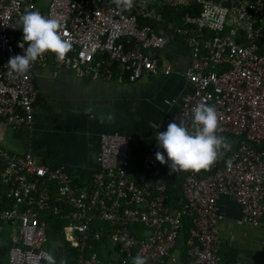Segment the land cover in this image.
<instances>
[{"label": "built area", "instance_id": "obj_1", "mask_svg": "<svg viewBox=\"0 0 264 264\" xmlns=\"http://www.w3.org/2000/svg\"><path fill=\"white\" fill-rule=\"evenodd\" d=\"M39 1L0 0V122L13 130L31 128L39 94L34 77L50 60L54 73L65 68L80 79L135 84L145 76L169 75L171 66L158 54L180 40L190 58L182 74L190 92L171 122L183 121L192 130L194 106H214L219 134L231 148L202 175L172 172L156 159L157 151H147L132 178L131 138L102 133L97 170L78 185L65 166L0 145V235L8 233L12 242L7 263H47L46 217L52 215L66 222L62 234L78 251L77 264H132L137 255L148 264H221L220 198L236 203L238 225L256 228L264 219V0H133L130 9L114 0ZM163 6L187 11L170 24L158 13ZM32 10L58 19L61 36L73 47L63 59L44 53L20 76L8 61L24 54L20 18ZM167 176H181L183 209L167 205ZM185 215L191 228L182 261L175 248ZM103 237L111 250L107 260L94 252ZM261 247L264 253V236Z\"/></svg>", "mask_w": 264, "mask_h": 264}, {"label": "crops", "instance_id": "obj_2", "mask_svg": "<svg viewBox=\"0 0 264 264\" xmlns=\"http://www.w3.org/2000/svg\"><path fill=\"white\" fill-rule=\"evenodd\" d=\"M158 56L171 66V73L145 76L135 84L80 79L65 68L54 73L50 60L34 77L39 94L33 125L13 130L0 122V145L14 153L29 151L35 160L52 167L63 165L74 182L83 185L97 170L100 134L117 133L131 138L129 163L134 178L145 152L163 151L155 134L167 129L178 104L190 92L182 77L190 62L184 44L177 40ZM166 100L176 104L166 105ZM198 173L202 175L201 170ZM218 206L223 217L218 225L220 263L264 264V219L256 228L238 225L240 212L232 198L222 196ZM175 252L186 260L184 247L176 246Z\"/></svg>", "mask_w": 264, "mask_h": 264}, {"label": "clouds", "instance_id": "obj_3", "mask_svg": "<svg viewBox=\"0 0 264 264\" xmlns=\"http://www.w3.org/2000/svg\"><path fill=\"white\" fill-rule=\"evenodd\" d=\"M114 2L124 9L133 5V0ZM20 24L24 43L19 46L24 49V54L10 57L8 66L12 73L26 74L31 64L46 52L63 59L73 47L70 39L61 36L60 30L64 26L58 19L32 10L21 16ZM192 116V130L180 121L179 124L169 123L165 131L155 134L158 148L163 150L156 152V159L161 164L168 163L172 172L208 169L231 148L228 139L219 134V118L214 106L199 103L194 106ZM44 258L47 264H56L52 254H46ZM132 264H148V258L137 255L132 258Z\"/></svg>", "mask_w": 264, "mask_h": 264}, {"label": "trees", "instance_id": "obj_4", "mask_svg": "<svg viewBox=\"0 0 264 264\" xmlns=\"http://www.w3.org/2000/svg\"><path fill=\"white\" fill-rule=\"evenodd\" d=\"M158 13L166 23L178 24L180 16L183 15L186 9H176L171 7H159ZM154 25L152 21H141ZM166 25V24H165ZM181 176H167L168 184V201L169 207H175L178 209L184 208V201L180 191ZM46 219L49 222L48 228V243L46 249L52 254L56 260V264H77L78 251L72 248L65 240L62 234V228L66 225V222L60 220L52 215H48ZM191 228V216L185 215L182 222V228L177 240L176 246L179 248L185 246V242L188 238V234ZM12 245L11 239L8 233H2L0 235V264L7 263V252ZM108 241L103 237L101 242L95 243L94 252L101 260H107L110 258L111 250L108 248ZM47 264V263H44Z\"/></svg>", "mask_w": 264, "mask_h": 264}, {"label": "rangeland", "instance_id": "obj_5", "mask_svg": "<svg viewBox=\"0 0 264 264\" xmlns=\"http://www.w3.org/2000/svg\"><path fill=\"white\" fill-rule=\"evenodd\" d=\"M37 161V160H36Z\"/></svg>", "mask_w": 264, "mask_h": 264}]
</instances>
